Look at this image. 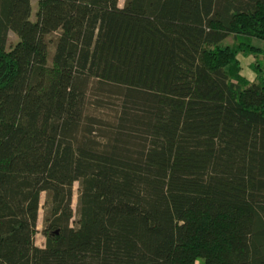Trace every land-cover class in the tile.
Segmentation results:
<instances>
[{
  "label": "trees",
  "instance_id": "trees-1",
  "mask_svg": "<svg viewBox=\"0 0 264 264\" xmlns=\"http://www.w3.org/2000/svg\"><path fill=\"white\" fill-rule=\"evenodd\" d=\"M31 13L0 0V264H264V0Z\"/></svg>",
  "mask_w": 264,
  "mask_h": 264
},
{
  "label": "rangeland",
  "instance_id": "rangeland-1",
  "mask_svg": "<svg viewBox=\"0 0 264 264\" xmlns=\"http://www.w3.org/2000/svg\"><path fill=\"white\" fill-rule=\"evenodd\" d=\"M125 0H118V4L120 6L123 5ZM35 8H36V0H32V13H31V19L35 18ZM17 40V37L14 33L9 32L8 33V46L13 45L15 41ZM232 38L228 37L226 42H231ZM254 44H260L259 41H254ZM52 46L50 45V51H52ZM238 58L240 59V64H241V70L240 73L242 76H244L246 79L250 80L254 78V72L251 68V63L255 60L254 56L252 54H239ZM112 102V101H111ZM114 102V101H113ZM116 104V105H115ZM114 105L113 107L116 108L118 106V100L115 99V102L112 103ZM91 106V105H90ZM90 110L97 114H111L112 109H110L109 104L108 106L106 105L105 107H100V108H95V107H90ZM77 193H78V182H74L72 186V197H71V208L73 211V216H72V223L74 224L75 219L77 218L76 216V209H77ZM45 192H41L40 194V207L38 209V217H37V233L35 234L34 241L37 246L42 247L45 243V237L42 233L43 229V218H44V201H45ZM195 264H199V261L197 260Z\"/></svg>",
  "mask_w": 264,
  "mask_h": 264
},
{
  "label": "crops",
  "instance_id": "crops-1",
  "mask_svg": "<svg viewBox=\"0 0 264 264\" xmlns=\"http://www.w3.org/2000/svg\"><path fill=\"white\" fill-rule=\"evenodd\" d=\"M240 60V59H239ZM250 80H253V79H250Z\"/></svg>",
  "mask_w": 264,
  "mask_h": 264
}]
</instances>
